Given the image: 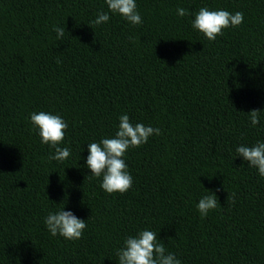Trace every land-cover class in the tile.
I'll return each instance as SVG.
<instances>
[{
  "label": "trees",
  "instance_id": "trees-1",
  "mask_svg": "<svg viewBox=\"0 0 264 264\" xmlns=\"http://www.w3.org/2000/svg\"><path fill=\"white\" fill-rule=\"evenodd\" d=\"M135 3L140 25L106 0H0V264H119L144 230L181 264H264V177L236 152L264 142V0ZM202 7L243 23L209 41L192 27ZM41 111L68 124L62 162L31 123ZM125 114L161 135L128 149L132 187L109 194L88 145ZM208 191L220 206L202 217ZM63 208L86 221L81 239L48 231Z\"/></svg>",
  "mask_w": 264,
  "mask_h": 264
},
{
  "label": "clouds",
  "instance_id": "clouds-1",
  "mask_svg": "<svg viewBox=\"0 0 264 264\" xmlns=\"http://www.w3.org/2000/svg\"><path fill=\"white\" fill-rule=\"evenodd\" d=\"M111 13L121 15L133 25L143 23L137 11L135 0H106ZM177 14L181 17L188 15L184 8H178ZM109 14L101 12L93 21L100 25L108 22ZM244 16L241 12L232 14L226 10H209L200 8L192 22V27L203 33L209 41H215L217 36L224 34L223 30L229 27H238L243 23ZM57 38L64 36L65 29L55 27ZM251 123L256 126L260 123V111L252 110L248 113ZM31 123L39 129L41 142L50 145L55 150L51 159L64 161L71 155L68 147H59L64 142L65 131L68 128L66 121L59 115L46 112H33L30 115ZM119 128L114 138H103L99 143L88 145L89 155L86 165L91 170V175L102 177L101 188L109 194L119 192L126 193L132 187V176L125 162V155L129 148H139L148 142L149 137L161 135L159 128L145 126L141 123L133 125L127 114L119 117ZM236 152L243 157L252 167L258 169L261 177H264V142H257L254 146L240 145ZM203 196L197 205L202 217H207L211 210H215L220 203L216 195L210 191ZM45 224L51 235H60L67 240L81 239L87 227L86 221L79 219L71 211L64 208L55 213H49ZM119 264H181V261L173 253H167L163 243L158 242L157 234L153 231H141L136 237H128L124 241V247L117 252Z\"/></svg>",
  "mask_w": 264,
  "mask_h": 264
}]
</instances>
